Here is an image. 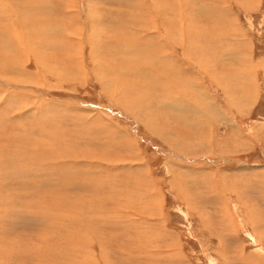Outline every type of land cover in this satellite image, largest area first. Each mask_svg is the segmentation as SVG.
<instances>
[{
  "label": "rangeland",
  "instance_id": "rangeland-1",
  "mask_svg": "<svg viewBox=\"0 0 264 264\" xmlns=\"http://www.w3.org/2000/svg\"><path fill=\"white\" fill-rule=\"evenodd\" d=\"M22 2L67 33L47 27L51 54L0 72V264H264V0ZM146 7L171 58L108 51L131 34L118 18L155 28ZM146 63L157 86L122 74Z\"/></svg>",
  "mask_w": 264,
  "mask_h": 264
},
{
  "label": "bare ground",
  "instance_id": "bare-ground-1",
  "mask_svg": "<svg viewBox=\"0 0 264 264\" xmlns=\"http://www.w3.org/2000/svg\"><path fill=\"white\" fill-rule=\"evenodd\" d=\"M2 1H4L3 2V5H2V7L0 6V18H3V19H6V22H7V25L8 26H10V27H12L11 28V30H8L7 31V28H6V30L4 29V31L2 32V33H0V72L1 73H4V74H6L8 71H13V70H16V68H20V67H22V69L23 70H27V65L26 64H24V62H23V60L24 59H21V58H23L22 56H24V58H26V60H27V58H30L31 57V55H33L34 56V58L36 59V60H38V61H41L42 62V58H39V56H41V52L43 53V51H45L46 49L45 48H47V50H48V52H49V54H51V52H50V47H49V44H46V42L47 41H45V42H42V35L44 34V35H47V33H48V31L46 30V28L47 27H52V29L53 28H55L56 30H52L51 32L49 31V34H51V33H53V34H57L58 35V37L59 36H65L64 34H66L67 32H65V30L67 29V28H64V27H62L61 25H57L56 27H55V25L52 23V24H49V23H47L48 22V20L47 21H43L42 19V17H41V15H40V19L38 18V15H39V13L38 12H40V14H43L44 12L45 13H47V12H49L50 11V9L49 8H44V9H42V7H40V8H37L36 9V6H34V8L32 7V6H29L28 4H27V2H22V4L23 5H20V4H17V5H20V6H17V5H15L14 7H16V9L13 7V2H14V0H1V2ZM79 2V1H78ZM140 2V1H139ZM47 3V2H46ZM149 3V2H148ZM39 4V3H38ZM76 3H74V5H75ZM78 4V3H77ZM80 4V3H79ZM78 4V5H79ZM152 4H153V2H152ZM166 4V3H165ZM28 5V6H27ZM168 5V4H167ZM166 6V5H165ZM169 6V5H168ZM167 6V7H168ZM4 8V9H3ZM17 8H19V10L17 9ZM75 8H76V6H75ZM170 8V7H169ZM79 9V8H78ZM146 10H144V11H146V13H147V15H148V19H150V21L154 24V29H152L151 30V28L149 29V28H147V26H144V27H142V26H140L139 24H141V23H138L136 20H134L133 21V19H124L123 21H120V19L118 18V17H116V18H118V20H116V22H117V25L120 27V26H123V27H129L130 28V35L129 36H127V37H129V38H126V39H124V38H119V35H113V37L112 36H110L111 38H109V37H105L104 35H103V37H105L106 39H105V43H107L108 44V51H110V50H112L111 52L113 53V49H114V51L116 50V49H119V50H124V48H127V47H125V42H127V43H129V46L132 48V49H128L129 50V53L130 54H137V53H139V54H144L145 52H150V51H153V53H151V54H153V56L155 55V56H160V58H162V61H164V59H166L167 60V58H171V54H169V52H168V50H167V47L169 46L165 41H169L170 40V38H169V36H168V34H167V32L165 31V30H162L161 29V26L164 24V25H166V23L164 22V21H162L161 20V16H163V15H161L160 13H161V9H156V8H154V7H146L145 8ZM14 10H17V12H18V16H15V15H13L12 14V12L11 11H14ZM99 11V8H96V11ZM23 11V16H24V13H25V11H28L27 12V17H29V16H31V18H34V20L36 19V21H32V24H31V30H28V27H25V24H24V22H23V24L22 23H18L16 20L18 19V17H19V15H20V13ZM72 11H73V9H72ZM77 11V10H76ZM84 9H82L81 10V7H80V9H79V11H78V14H82V12L84 13ZM89 12V10H88V8H86V11H85V13H88ZM165 12V11H164ZM49 13H52V12H49ZM102 13H104V10L102 11ZM22 14V13H21ZM105 14V13H104ZM110 14V13H109ZM118 14H119V12H118ZM124 13H122V15H123ZM83 15V14H82ZM114 15V14H113ZM112 15V16H113ZM165 15H167V14H165ZM15 16V17H14ZM43 16V15H42ZM76 16H78L77 14H76ZM97 16V15H96ZM112 16H110V17H112ZM138 16V15H137ZM168 17H169V15H168ZM167 17V18H168ZM179 17H180V15H179ZM22 18H24V17H22ZM46 18V17H45ZM44 18V19H45ZM50 18V17H49ZM90 18V17H89ZM114 18H115V16H114ZM181 18V17H180ZM109 17H106V19H102L101 20V18H100V20H101V22H104L103 20H105L106 22L107 21H109ZM25 20V19H24ZM30 20V19H29ZM32 20V19H31ZM93 20V19H92ZM95 20V19H94ZM121 20H122V18H121ZM138 20V19H137ZM41 21H43V22H41ZM77 21V20H76ZM78 21H80V20H78ZM98 21H99V19H98ZM181 23L183 22V20H182V18H181ZM30 22V21H29ZM39 22H41V23H39ZM44 22L46 23V24H48L47 26H46V24H44ZM83 25H82V27L79 29V31H77V32H74V33H76V34H78L80 37V39L79 40H81L80 42L79 41H77L75 44H78V48L82 45V43L84 42V41H87L88 42V44H91V38H92V36L90 35V30H91V26H92V24L90 23L91 22V20H90V22L87 20L86 22L84 21V20H82L81 19V21H80ZM85 22V23H84ZM158 22V23H157ZM26 23V22H25ZM31 23V22H30ZM105 23V22H104ZM21 24H22V26H21ZM168 24V27H172V25L171 24H169V23H167ZM173 24V23H172ZM175 24V23H174ZM41 27H43V28H45V29H41ZM117 27V26H116ZM122 27V29H125V28H123ZM27 28V29H26ZM129 28H127V29H129ZM118 29V27L115 29V30H117ZM120 29V28H119ZM126 30V29H125ZM156 31V32H158V33H163L162 35H159L160 37V39L157 41V40H155L156 39V37H155V39H153V37L151 38V37H149L150 35H151V32L152 31ZM43 31V32H42ZM185 28H184V26H183V23L182 24H180V26H179V33L181 34V35H183L184 33H185ZM70 32H72V31H70ZM94 32V31H93ZM105 32V31H104ZM118 32V31H117ZM40 35H41V37H40ZM94 35V34H93ZM178 35V34H177ZM82 36L84 37V38H82ZM126 36V35H125ZM49 37V36H48ZM123 37H124V35H123ZM124 39V40H123ZM183 37H181V41H183ZM159 42H161L160 44H159ZM79 43H80V45H79ZM54 45H57V47H56V50H57V48H59L60 50H62V47L60 48V45L59 44H57V43H54ZM104 45H106V44H104ZM44 46H46V47H44ZM71 46V45H70ZM73 46V45H72ZM82 47H80V49H81ZM170 48V47H169ZM68 47H67V52H68ZM162 49H166L165 50V53H163L161 50ZM64 50V49H63ZM82 50V49H81ZM75 51H78V49L76 50L75 49ZM80 51V50H79ZM93 51V50H92ZM118 51V50H117ZM55 52V51H54ZM38 53V54H37ZM47 53V52H46ZM75 53V52H74ZM123 53V52H122ZM49 54H46V56L47 55H49ZM120 55H122V54H120ZM117 56H119V55H117ZM75 57V55H73V54H71L70 56L68 55V60L70 61V62H72V61H74V59H76V57ZM123 57V56H122ZM55 57L54 56H51V60L52 59H54ZM19 59V60H18ZM49 59H50V57H49ZM61 59H63V57L61 58ZM122 60V59H121ZM28 61V60H27ZM62 61V60H61ZM64 61V60H63ZM26 62V61H25ZM69 62V63H70ZM122 62V61H121ZM187 63V62H186ZM148 63H146V65H143V64H139V65H137V66H135L134 67V70L133 71H129V69H126L125 67H124V69H122L121 67V69H122V74H124V75H126V74H131V73H134V72H137V71H139V72H142V73H149L148 75H152L153 77V79H152V85H153V83L155 84V86H157V84H158V82L159 81H157L158 79H157V77L155 76V75H158L159 73L158 72H167V73H169L168 71H167V69L164 67V66H160L159 65V63L158 62H156V61H154L153 62V65L152 64H148L149 66H151V68H154V67H158V66H160V69H161V71H157V73L158 74H156L155 73V75H153V71H152V69H150V67H148V65H147ZM188 64V63H187ZM20 65V66H19ZM47 66H48V64H47ZM186 66V65H185ZM42 67H43V63H42ZM51 67V66H50ZM49 66H48V70H50V71H52V70H55L54 68H50ZM105 67V66H104ZM107 67V66H106ZM186 67H188V66H186ZM117 68V67H116ZM133 68V67H132ZM101 69V68H100ZM106 69V68H105ZM110 69H115V67L113 68L112 66L111 67H109L108 68V70H110ZM121 69H119V66H118V68L116 69V71L118 72V73H121V72H119V70H121ZM156 69V68H155ZM159 69V68H158ZM81 70V69H80ZM157 70V69H156ZM171 70V69H170ZM178 71V70H177ZM52 72H54V71H52ZM1 73H0V75H1ZM55 73V72H54ZM166 74V73H165ZM167 75V74H166ZM1 76H4V75H1ZM127 76V75H126ZM161 76H163V75H161ZM167 77V76H166ZM5 80H4V83H6V88L8 89L9 88V90L10 91H12V92H15V90L13 89V88H11V87H13V85H15V83L13 84V85H8L7 86V84H12V82L14 81L13 79H12V75L10 76L9 74H8V76H5ZM14 78V77H13ZM163 78V77H162ZM168 79V78H167ZM168 81V80H167ZM1 82V81H0ZM17 83V82H16ZM28 82H26V84H27ZM3 85V84H2ZM162 86V85H161ZM195 86V85H194ZM14 87H16V86H14ZM18 87V86H17ZM143 87V86H142ZM173 88H174V85H173ZM16 89V88H15ZM162 89V88H161ZM172 91V90H171ZM1 97V96H0ZM177 98V97H176ZM172 99H174V98H172ZM164 100H162V102H163ZM167 102V101H166ZM165 102V103H166ZM178 102H180V101H178L177 99L173 102L172 101V104H169V105H172V106H174L175 108H177V105L178 104H180V103H178ZM181 105V104H180ZM171 107V106H170ZM180 108V107H179ZM1 115V114H0ZM209 122V121H208ZM201 123V122H200ZM196 124V123H195ZM2 177V176H1ZM4 177V176H3ZM5 216H7V215H5ZM4 217V216H3ZM8 219V218H7ZM4 220V219H3ZM0 222L2 223V219L0 218ZM4 224V223H3Z\"/></svg>",
  "mask_w": 264,
  "mask_h": 264
}]
</instances>
